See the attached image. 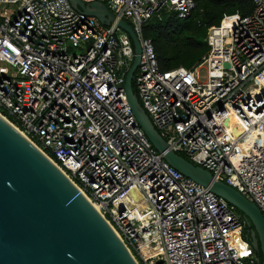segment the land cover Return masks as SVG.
Returning <instances> with one entry per match:
<instances>
[{"label": "built area", "instance_id": "2783aa9c", "mask_svg": "<svg viewBox=\"0 0 264 264\" xmlns=\"http://www.w3.org/2000/svg\"><path fill=\"white\" fill-rule=\"evenodd\" d=\"M81 1L105 4L116 21L69 0H0L15 6L0 11V115L98 208L138 264H259L243 215L173 168L139 126L120 88L135 52L118 21L141 43L134 84L169 150L264 214V0L209 28V53L193 69L168 71L143 29L190 17L196 0Z\"/></svg>", "mask_w": 264, "mask_h": 264}, {"label": "water", "instance_id": "95a60500", "mask_svg": "<svg viewBox=\"0 0 264 264\" xmlns=\"http://www.w3.org/2000/svg\"><path fill=\"white\" fill-rule=\"evenodd\" d=\"M72 7L106 26L116 16L101 2L69 0ZM118 25L133 42L135 57L124 85L139 126L164 159L181 174L226 200L252 228V247L264 264V214L211 172L169 150L134 88L142 47L134 28ZM229 67L228 64L225 65ZM248 238V237H247ZM0 264H138L124 242L66 175L0 115Z\"/></svg>", "mask_w": 264, "mask_h": 264}, {"label": "trees", "instance_id": "16d2710c", "mask_svg": "<svg viewBox=\"0 0 264 264\" xmlns=\"http://www.w3.org/2000/svg\"><path fill=\"white\" fill-rule=\"evenodd\" d=\"M254 8L251 0H196L190 17L180 19L176 14H167L162 21L154 18L145 25L143 33L153 40L162 71L179 67L191 70L209 53L205 42L209 28L233 15L247 16ZM134 88L137 93L135 84ZM259 257L263 261V256Z\"/></svg>", "mask_w": 264, "mask_h": 264}, {"label": "rangeland", "instance_id": "374dc122", "mask_svg": "<svg viewBox=\"0 0 264 264\" xmlns=\"http://www.w3.org/2000/svg\"><path fill=\"white\" fill-rule=\"evenodd\" d=\"M14 9H15V6L4 5L2 8H0V11L3 14L11 15ZM71 53L79 54L80 51L73 49L71 50ZM199 78L201 81H205L207 79V69L206 68L200 70Z\"/></svg>", "mask_w": 264, "mask_h": 264}, {"label": "flooded vegetation", "instance_id": "af4514ba", "mask_svg": "<svg viewBox=\"0 0 264 264\" xmlns=\"http://www.w3.org/2000/svg\"><path fill=\"white\" fill-rule=\"evenodd\" d=\"M251 231L252 228H248L247 226L244 229V237L246 240H248V242L251 244L252 243V238H251ZM248 237V238H247ZM260 255H262L261 253H257V256L259 257Z\"/></svg>", "mask_w": 264, "mask_h": 264}, {"label": "bare ground", "instance_id": "6f19581e", "mask_svg": "<svg viewBox=\"0 0 264 264\" xmlns=\"http://www.w3.org/2000/svg\"><path fill=\"white\" fill-rule=\"evenodd\" d=\"M235 20H236V18H227L224 20V25H229V24L233 23ZM92 205L98 210V208L94 204H92Z\"/></svg>", "mask_w": 264, "mask_h": 264}]
</instances>
